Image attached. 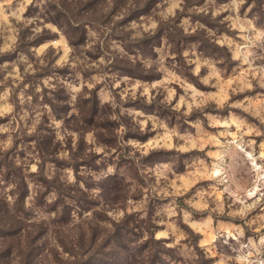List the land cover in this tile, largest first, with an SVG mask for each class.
Wrapping results in <instances>:
<instances>
[{
    "label": "rangeland",
    "instance_id": "rangeland-1",
    "mask_svg": "<svg viewBox=\"0 0 264 264\" xmlns=\"http://www.w3.org/2000/svg\"><path fill=\"white\" fill-rule=\"evenodd\" d=\"M27 239L36 264H264V0H0L5 264Z\"/></svg>",
    "mask_w": 264,
    "mask_h": 264
},
{
    "label": "trees",
    "instance_id": "trees-1",
    "mask_svg": "<svg viewBox=\"0 0 264 264\" xmlns=\"http://www.w3.org/2000/svg\"><path fill=\"white\" fill-rule=\"evenodd\" d=\"M9 231L11 233L8 232V234H12L13 230H9ZM32 242H33V240L31 241V239H27L24 243L25 250L22 251V257H21L22 264H36V262L32 261V257H31L32 256V250H33V243ZM1 246L5 247V242L2 243ZM3 248H1V249H3ZM3 252H5V253H3ZM2 255H5L6 257H3ZM8 257H9V253L3 249L2 252H0V264H5L4 260L8 259ZM63 262H66V260ZM63 262H61V264H63Z\"/></svg>",
    "mask_w": 264,
    "mask_h": 264
}]
</instances>
